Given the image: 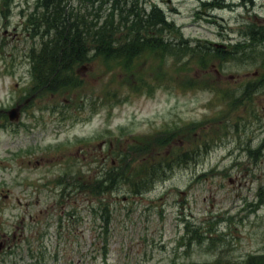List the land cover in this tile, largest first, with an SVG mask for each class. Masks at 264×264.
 <instances>
[{
    "label": "rangeland",
    "instance_id": "1",
    "mask_svg": "<svg viewBox=\"0 0 264 264\" xmlns=\"http://www.w3.org/2000/svg\"><path fill=\"white\" fill-rule=\"evenodd\" d=\"M204 1L151 0L176 20L188 40L211 44L220 57L210 51L209 60L188 61L183 69L172 65V59L163 65L136 59L133 70L91 61L79 68L81 90L39 94L19 121L0 130V192L11 195V207L0 211V222L12 231L17 224L23 225V236L29 238L20 243L19 251L5 257L7 264L30 263V248L57 256L46 264H213L219 258L224 263L264 252V203L255 208L264 200V150L253 152L264 138V91L250 90L248 95L234 97L238 108L233 117H227L230 110L222 100V89L238 95L255 75L264 73L263 54H254L252 60L247 50L239 61L224 59L232 44L244 40L248 25H264V0H228L227 7L216 4L211 11ZM36 2L13 0L8 7L12 17H0V109L12 107L30 87L25 55L37 41L24 33L23 14L32 11ZM62 3L66 8V0ZM2 4L0 0V10ZM70 6L76 12L84 9L78 0H71ZM100 10L96 3L93 12ZM83 12L87 14V10ZM142 78L152 87L151 92L141 85ZM137 85L141 87L137 89ZM107 92H117L120 97L94 109L91 105L106 99ZM61 102L73 105L65 120L64 113L54 111ZM225 117L230 120L226 128L221 123ZM23 124L26 127L16 133L14 128ZM149 136L154 151L162 143L182 148L181 155L194 146L208 149L193 161H177L169 177L146 193L131 194L124 186L111 197L91 198L79 192L66 198L65 207L61 204L53 210H49L53 197L32 194L35 187L27 186L26 171L9 172L4 167L12 164L15 153L33 152L45 155L42 164L55 166L56 173L49 178L80 167L86 172L92 168L90 175L85 174L93 176L103 162L110 165L133 141L141 138L142 143ZM79 140L85 144L77 143ZM104 143L113 150L107 153L108 160L101 156L108 148H103ZM56 149L60 150L56 153ZM95 153L98 159L92 158ZM36 175L29 174L31 178ZM27 204L28 208L23 207ZM73 209L75 214L70 216ZM184 219L192 223L188 253L179 247ZM59 224L62 231L58 235ZM44 231V239L39 241L38 235ZM196 231L213 239L200 244L193 239L200 238ZM215 240L216 246L211 247Z\"/></svg>",
    "mask_w": 264,
    "mask_h": 264
},
{
    "label": "trees",
    "instance_id": "2",
    "mask_svg": "<svg viewBox=\"0 0 264 264\" xmlns=\"http://www.w3.org/2000/svg\"><path fill=\"white\" fill-rule=\"evenodd\" d=\"M62 1L38 0L37 12L34 14L37 17L35 27L39 26L38 29L41 26L45 27L43 33L35 28L32 38H36L38 42L33 45L29 57L34 61V80L44 91L64 94L81 89L83 82L77 70L85 63L95 60H101L106 66L111 64L113 67L133 70V61L140 58L152 59L160 62L161 65L172 59V65H186L188 61L197 58L209 60L210 51L220 57L219 53H215L208 45H191L175 22L169 21L164 11L156 4H149L150 0H81L85 3L87 14H83L81 10L77 12L66 10ZM96 3L101 7L99 13L93 12ZM90 15L95 19L89 21L87 17ZM72 19H74L73 23ZM255 27L257 24H252L244 33V40L236 42L227 50L225 60L239 61L248 52L247 50H250L252 59L254 54L264 55V29ZM258 47L261 51L257 50ZM262 75L259 84L264 82V73ZM140 81L147 91H152V87L145 79L142 78ZM256 84L254 83V86ZM141 85H137V89ZM260 88H264V85L255 90ZM106 96L108 98L103 101L109 102L111 101L109 98L116 99L118 93L107 92ZM162 147L163 145L160 149ZM152 149L151 145L146 144L143 149H133L135 152L132 156L130 153H123L120 156L121 161L117 165H112L103 178L97 176L93 187L92 179L85 181L86 177L81 171L73 176H66L63 179L64 191L69 190L66 192L68 194L74 189H79L88 195L92 193L95 196H102L117 190L121 185H127L131 192L142 194L151 183L163 179L173 166L169 160L154 161L150 154ZM181 149L175 147L169 152L170 155L176 156V161H193L202 153H198L202 149L199 146H194L185 155L180 154ZM207 149L208 147L205 151ZM262 150H264V139L253 152L258 154ZM135 155H143L145 158L139 161L140 159L137 160ZM131 161H137L138 164H132ZM147 162L148 165L145 166ZM186 227L190 231L188 222ZM196 235L200 236V238L195 237L200 244L213 239L212 235L203 238L197 231ZM215 246L216 240L211 247ZM213 264H264V252L249 254L242 260H225L224 263L219 258Z\"/></svg>",
    "mask_w": 264,
    "mask_h": 264
},
{
    "label": "flooded vegetation",
    "instance_id": "3",
    "mask_svg": "<svg viewBox=\"0 0 264 264\" xmlns=\"http://www.w3.org/2000/svg\"><path fill=\"white\" fill-rule=\"evenodd\" d=\"M38 166L40 165V163L37 164ZM6 197H8V195H5ZM58 206V203L55 202L53 203L49 208L51 209H55ZM0 208H1V204H0ZM17 229H19V227H17ZM22 235V234H21ZM17 238V234L16 232L12 233L11 237L7 236L6 233H4L1 229H0V242H3L2 247L6 246L9 250L13 249V245L12 242L15 243Z\"/></svg>",
    "mask_w": 264,
    "mask_h": 264
},
{
    "label": "water",
    "instance_id": "4",
    "mask_svg": "<svg viewBox=\"0 0 264 264\" xmlns=\"http://www.w3.org/2000/svg\"><path fill=\"white\" fill-rule=\"evenodd\" d=\"M15 116H16V112L13 111V117H12V119L15 118Z\"/></svg>",
    "mask_w": 264,
    "mask_h": 264
}]
</instances>
